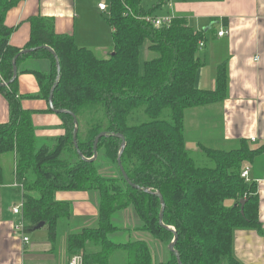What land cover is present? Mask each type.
Returning a JSON list of instances; mask_svg holds the SVG:
<instances>
[{
    "label": "trees",
    "instance_id": "16d2710c",
    "mask_svg": "<svg viewBox=\"0 0 264 264\" xmlns=\"http://www.w3.org/2000/svg\"><path fill=\"white\" fill-rule=\"evenodd\" d=\"M22 1L0 0L1 80H12L17 55L18 64L49 59V72H35L40 84L35 97L49 100L58 66L44 46L53 48L61 75L53 105L76 114L78 148L84 157H93L96 137L106 132L98 142V152L104 149L117 163L122 139L115 134H122L127 141L122 165L135 185L122 175L102 176L97 160H85L77 153L76 124L68 113H57L65 133L40 142L34 112L23 108L16 78L8 86H0L10 109V120L0 124V176L2 157L14 153L16 182L23 196L24 232L28 234L45 222L54 243L59 222L72 214V204L56 200L55 193L98 190L99 225L69 236L72 255L83 254L85 264H110L115 252L125 253V264H179L172 252L166 262L156 263L145 239L121 242L111 238L126 229L116 225V215L133 208L140 225L127 230L148 233L169 247L174 233L160 224L161 200L143 189L149 188L164 198L163 221L178 234L175 248L182 264H244L234 254V232L262 231L263 225L257 183L244 178L242 172L264 153V147H253L242 139L231 149L202 146L197 153L188 149L186 111L223 101L228 90L226 63L218 67L214 91L196 84L203 65L200 44L206 32L196 30L184 16L173 17L159 27L148 21L164 0L150 8H144L142 0H110L105 15L113 28L114 52L108 58L78 46L72 35L57 33L54 19L43 16L30 19L31 38L26 48L34 50L21 53L22 49L10 44L14 29L5 23V17ZM146 40L156 56L145 61L142 71L140 54ZM200 155L208 159L207 164H199ZM88 242L99 245L101 251L85 254Z\"/></svg>",
    "mask_w": 264,
    "mask_h": 264
},
{
    "label": "crops",
    "instance_id": "0c3cea01",
    "mask_svg": "<svg viewBox=\"0 0 264 264\" xmlns=\"http://www.w3.org/2000/svg\"><path fill=\"white\" fill-rule=\"evenodd\" d=\"M147 1L148 4H144L142 0L144 8H150L159 0ZM101 2L109 5L110 0H24L5 17V23L14 29L10 44L26 48L31 38L30 19L43 16L54 19L57 33L72 35L78 46L91 48L97 56L108 58L114 52L113 28L105 11L99 7ZM163 4L165 9L160 16L153 14L152 17L184 16L196 30L206 32L199 51L203 65L197 74V86L214 91L219 65L226 63L228 69L226 98L186 111L188 149L193 153L199 152L202 146L231 149L238 147L242 139L248 140L253 147H264V0H164ZM221 28L228 34L219 36ZM50 69L49 59H29L18 64V93L23 108L34 112L32 118L40 142L65 133L60 116L49 110V100L35 97L40 93L35 72H49ZM9 120V104L0 91V124ZM1 164L0 264H68L73 256L68 246L69 236L99 225L100 192L57 191L56 200L72 204L71 216L59 222L54 243L45 224L28 232L30 242L26 245L14 232L19 217L13 208L23 201L15 177V154H5ZM247 166L249 178L258 186L263 230H235L233 249L244 264H264V153ZM139 224L138 218L134 224L126 223V229L113 233L111 238L129 241L137 231L131 233L127 229L134 230ZM139 233L141 239L150 243L152 237ZM160 244L163 248V243ZM100 251L101 247L92 242L85 248V254ZM168 258L158 257L156 263H164ZM110 264H125V253L112 254Z\"/></svg>",
    "mask_w": 264,
    "mask_h": 264
},
{
    "label": "rangeland",
    "instance_id": "374dc122",
    "mask_svg": "<svg viewBox=\"0 0 264 264\" xmlns=\"http://www.w3.org/2000/svg\"><path fill=\"white\" fill-rule=\"evenodd\" d=\"M143 1H144L143 2L144 4H146V3L148 4L147 0H143ZM152 4H153V2L150 3V6ZM165 4H163L160 7H158L154 11L153 14L160 16V14L165 9ZM149 45H150V42L148 40H146L144 42L143 46H142V49H141L140 64H141V70L142 71H143V67H144L145 61H147V60H149V59H151V58L156 56V54L149 49ZM198 161H199V164H207L208 163V159H206L204 156H201V155L199 156V160ZM96 164H97L99 172L101 173L102 176H105L107 178H111V177L121 178V172L119 170V167H118L117 163L115 161L111 160L107 156L106 151L104 149H102V150H100L98 152V158H97ZM137 218H138V221H140V219L137 216V214L134 211V209L133 208H127L126 210L121 211L119 214L116 215L115 223L119 227H125L126 223L134 224V222L137 221ZM139 232H141V231H137V232H135V234H132L133 235V237H132L133 240L141 239V237L139 236L140 235ZM137 233H139V234H137ZM146 234H148V233H146ZM148 235H149V237H152L150 234H148ZM115 240L116 241H121L122 239L115 238ZM149 242H150L149 246H150V249H151V251L153 253V257H154L155 262H158V257L160 258L161 256H163V257L167 258L168 256H170V250H169L168 245L162 244L163 248H161L160 242H157V240L153 239V237H152V239L149 240ZM160 248H161V250H160Z\"/></svg>",
    "mask_w": 264,
    "mask_h": 264
},
{
    "label": "water",
    "instance_id": "95a60500",
    "mask_svg": "<svg viewBox=\"0 0 264 264\" xmlns=\"http://www.w3.org/2000/svg\"><path fill=\"white\" fill-rule=\"evenodd\" d=\"M209 28H210V27H209ZM205 30H207V29H205ZM44 48L48 49V50H49V51L55 56V58H56V63H57V66H58V75H57V78H56V81H55L54 85L52 86V89H51V92H50V95H49V104H50V108H51L52 110H54L56 113H68V114H70V115L73 116L74 121H75V124H76L74 141H75V145H76V148H77V153H78L83 159H85V160H88V161H96L97 158H98V142H99L100 138L103 137V136H106L107 133H106V132H102V133H100V134L96 137V140H95V143H94V155H93V157H91V158H86V157H84L83 154H82V152H81V150L78 148V144H77V135H76V132H77V121H78V120H77V116H76V114L73 113L72 111H70V110H66V109L58 110V109H56V108L54 107V105H53L54 91H55L56 87L58 86V84H59V82H60V77H61V75H60V61L58 60V57H57V55H56V52L54 51L53 48H51V47H49V46H44ZM31 50H34V49H31V48L22 49L21 53H25V52H28V51H31ZM18 58H19V55L15 56V58H14V60H13L14 74H13V78H12V80L9 81V82H3V81L1 80V77H0V86H8L11 82H13V81L17 78V76H18ZM115 135L122 139V144H121L120 151H119V155H118V158H117V165H118V167H119V170H120V172H121L122 177H123V178H124L129 184H131L132 186H135V185L130 181V179H129V177H128V175H127V173H126V171H125V169H124V167H123V165H122V160H121V159H122V154H123V152H124V150H125V148H126V145H127L126 138H125L122 134H120V133L115 134ZM143 189H144V191H146V192L153 193V194L159 196V198H160V200H161V205H162V209H161V212H160V224H161L163 227H165V228H167V229L173 231V233H174V239H173V241H172V242L170 243V245H169V250H170V252H172V253H174V254L176 255L179 264H182V261H181V258H180V254L178 253V251H177L176 248H175V245H176V242H177V239H178V234H177V232H176V230H175L174 228H172V227H170V226H167V225L164 223V221H163V219H164V212H165V207H166V205H165V201H164V198H163L162 194H161L160 192H158V191H152V190L149 189V188H143ZM241 202H242L241 212H242V214H243V213H244V204H245V200H242ZM44 225H45V222H41L39 225L36 226L35 230H36V229H40V228H42Z\"/></svg>",
    "mask_w": 264,
    "mask_h": 264
},
{
    "label": "built area",
    "instance_id": "2783aa9c",
    "mask_svg": "<svg viewBox=\"0 0 264 264\" xmlns=\"http://www.w3.org/2000/svg\"><path fill=\"white\" fill-rule=\"evenodd\" d=\"M99 7L102 11L107 12L109 10V5H107L105 2H101L99 4ZM172 18H157V17H152L149 16L147 17V20L152 22L155 26L159 27L162 26L163 24L170 22ZM228 34V31L225 30L224 28H221V30L219 31L218 35L219 36H225ZM204 44V42L200 44V46L202 47ZM255 140V139H253ZM249 172L250 169L249 167H246L243 172H242V176L246 179H249ZM13 212L15 215H17L19 218L17 220V222L14 225V232L16 235L20 236L24 242V244H28L30 242V237L28 236V234H26L24 232V220H23V213H22V205H17L13 208ZM68 264H85V260H84V255L83 254H74Z\"/></svg>",
    "mask_w": 264,
    "mask_h": 264
}]
</instances>
